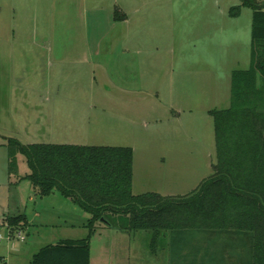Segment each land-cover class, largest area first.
Masks as SVG:
<instances>
[{"label":"rangeland","instance_id":"obj_1","mask_svg":"<svg viewBox=\"0 0 264 264\" xmlns=\"http://www.w3.org/2000/svg\"><path fill=\"white\" fill-rule=\"evenodd\" d=\"M112 1L117 0L104 4ZM118 1L134 10L130 22L138 44L125 58L130 63L119 57L123 46L106 43L113 36L105 9L94 15L97 24L88 36L105 39L93 48L100 55L85 63L75 47L66 62H54L51 48L39 41L52 34L49 17H37L27 2L25 12L0 4V223H6L4 213H24L31 224H16L25 239L16 248L2 242L0 264H29L45 245L85 238L89 218L58 192L40 198L29 181L18 180L28 170L22 156L18 173L9 174L7 138L130 147L135 195H186L212 174L209 112L229 107L231 72L249 67L252 10L240 0H129V6ZM236 6L239 13L231 16ZM72 28L81 27L74 22L69 33H77ZM169 236L163 233L153 254L148 232L97 225L90 263L170 264ZM187 241L201 253L214 244L212 255L221 257V264L244 257L230 255L224 237L210 243L195 233Z\"/></svg>","mask_w":264,"mask_h":264},{"label":"trees","instance_id":"obj_2","mask_svg":"<svg viewBox=\"0 0 264 264\" xmlns=\"http://www.w3.org/2000/svg\"><path fill=\"white\" fill-rule=\"evenodd\" d=\"M252 10L249 67L230 77V104L209 112L214 126L212 174L190 193L165 196L132 192L133 150L130 147L76 144H23L7 138V171L18 173L22 156L27 180L40 198L58 192L88 216L87 236L41 247L29 264H91L90 240L97 225L122 233L146 231L155 254L164 232L170 236V264H221L189 246V236L208 242L227 238L230 264H264V4L240 0ZM240 6L231 9V16ZM115 18H121L115 12ZM13 230L23 215L4 220ZM211 243V242H210ZM203 250V249H202Z\"/></svg>","mask_w":264,"mask_h":264},{"label":"crops","instance_id":"obj_3","mask_svg":"<svg viewBox=\"0 0 264 264\" xmlns=\"http://www.w3.org/2000/svg\"><path fill=\"white\" fill-rule=\"evenodd\" d=\"M105 1L106 0H0V4L2 6L4 5V7H8V9L13 12L16 9L25 12L27 2L37 17L38 15H46L49 17L52 34L47 36L48 38L42 37L39 41L41 43L40 46L45 44L51 48L50 56L54 62H66L69 56L73 57V54L75 53L73 48L75 47L80 48V54L78 55L80 58L84 59L85 63L91 62L92 58L100 55L99 52L93 50V48H99L105 39L103 40V38H101L96 42V40L90 39L88 36L90 37V33L95 30L92 26L97 24L94 22V15L105 9L111 14V22L108 29L109 32L112 31L111 36H113V39L106 40V43L109 45L117 44L123 46L119 57L130 63V60L125 58L127 54L130 53V47L138 44V40L135 38L132 24L130 22L132 20L130 17L131 12L134 10H128L123 4L118 3V0L112 1L107 6L104 4ZM125 5L129 6V0H125ZM116 11L121 18L116 19L114 17L113 14ZM73 14H76V17H71ZM89 16H93L92 20L89 19ZM74 22H76L81 28H75L74 30L72 28L71 30L77 33H69L71 32L70 26ZM130 27L132 29H130ZM35 39L37 40V38ZM21 215L25 217L26 228H28L31 224L24 213H21ZM2 216L3 220H5L8 215L4 213ZM11 244L12 247H17V242H11Z\"/></svg>","mask_w":264,"mask_h":264},{"label":"built area","instance_id":"obj_4","mask_svg":"<svg viewBox=\"0 0 264 264\" xmlns=\"http://www.w3.org/2000/svg\"><path fill=\"white\" fill-rule=\"evenodd\" d=\"M7 242H24L25 239L19 230H13L7 223H0V244Z\"/></svg>","mask_w":264,"mask_h":264}]
</instances>
